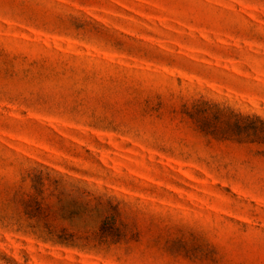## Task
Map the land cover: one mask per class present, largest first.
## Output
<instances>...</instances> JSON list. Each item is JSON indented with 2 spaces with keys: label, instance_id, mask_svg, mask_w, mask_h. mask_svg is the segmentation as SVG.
I'll use <instances>...</instances> for the list:
<instances>
[{
  "label": "rangeland",
  "instance_id": "1",
  "mask_svg": "<svg viewBox=\"0 0 264 264\" xmlns=\"http://www.w3.org/2000/svg\"><path fill=\"white\" fill-rule=\"evenodd\" d=\"M0 264H264V0H0Z\"/></svg>",
  "mask_w": 264,
  "mask_h": 264
}]
</instances>
